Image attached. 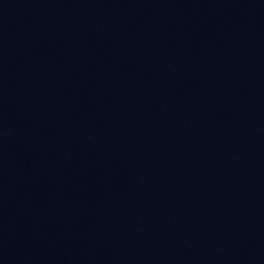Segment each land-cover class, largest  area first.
<instances>
[{"label":"water","instance_id":"1","mask_svg":"<svg viewBox=\"0 0 264 264\" xmlns=\"http://www.w3.org/2000/svg\"><path fill=\"white\" fill-rule=\"evenodd\" d=\"M0 264H264V0H0Z\"/></svg>","mask_w":264,"mask_h":264}]
</instances>
